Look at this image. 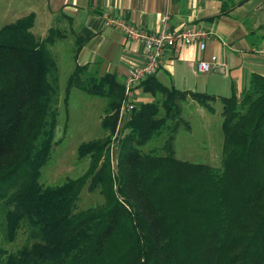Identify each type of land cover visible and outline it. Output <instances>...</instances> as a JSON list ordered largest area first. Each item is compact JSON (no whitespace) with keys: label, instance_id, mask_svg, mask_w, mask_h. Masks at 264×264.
Segmentation results:
<instances>
[{"label":"trees","instance_id":"16d2710c","mask_svg":"<svg viewBox=\"0 0 264 264\" xmlns=\"http://www.w3.org/2000/svg\"><path fill=\"white\" fill-rule=\"evenodd\" d=\"M35 15L0 30V264H264V76L250 75L224 105L222 168L178 160L174 142L189 99L214 111L215 96L143 82L157 102L120 121L125 85L77 65L78 88L107 101L104 137L83 145L87 172L59 186L39 182L58 122V67L32 33ZM86 42V41H85ZM78 40L76 56L85 43ZM168 132L165 156L141 147ZM117 136L116 171L110 146ZM115 139V140H116ZM102 206L78 210L82 191Z\"/></svg>","mask_w":264,"mask_h":264},{"label":"crops","instance_id":"0c3cea01","mask_svg":"<svg viewBox=\"0 0 264 264\" xmlns=\"http://www.w3.org/2000/svg\"><path fill=\"white\" fill-rule=\"evenodd\" d=\"M46 3L49 19L62 17L65 35L62 39L70 36L74 43L86 41L76 56V66H89L91 74L100 77L111 74L124 84L128 73L145 63L143 46L130 41L121 29L106 27L107 19L126 20L148 32H157L162 16L168 15L172 29L196 27L207 37L203 51L198 44L166 50L163 66L156 75L165 86L209 94L216 99L236 95L240 101L250 75L264 76V0H47ZM199 61L210 63L214 70L199 73L196 69ZM220 68L225 70L224 74L215 72ZM140 93L152 94L144 86H137L136 106L140 105L137 100Z\"/></svg>","mask_w":264,"mask_h":264},{"label":"rangeland","instance_id":"374dc122","mask_svg":"<svg viewBox=\"0 0 264 264\" xmlns=\"http://www.w3.org/2000/svg\"><path fill=\"white\" fill-rule=\"evenodd\" d=\"M46 1L0 0V30L33 13L36 19L31 31L36 38L45 37L50 28H60L62 31V17L58 15L49 19L45 13ZM76 48L77 43H74L70 36L49 46L58 67L60 100L57 127L53 132V147L39 179L45 186H59L68 179L83 176L91 165V157L80 158V148L104 137L102 120L106 114L107 101L101 97L87 95L78 88L71 89L67 94L68 81L76 66ZM158 97L140 93L137 100L139 104L150 103L157 102ZM181 106V116L186 124L180 127L176 135L175 157L181 161L221 169L224 145L222 100L211 102L214 111L200 106L193 100L181 103ZM167 138L168 132H165L140 150L147 155L165 156L163 148ZM115 139L110 146L114 171L117 166ZM104 203L105 197L101 190L91 192L89 186H86L80 196L78 210L102 206Z\"/></svg>","mask_w":264,"mask_h":264},{"label":"built area","instance_id":"2783aa9c","mask_svg":"<svg viewBox=\"0 0 264 264\" xmlns=\"http://www.w3.org/2000/svg\"><path fill=\"white\" fill-rule=\"evenodd\" d=\"M105 26L121 29L130 41L137 42L143 46L144 65L133 68L128 73L124 83L125 96L122 103L120 121L126 119L135 108L136 87L157 75L161 70L168 48L177 45L198 44L200 50L203 51L206 47L205 39L207 33L202 29L189 26L172 29L168 15L162 16L161 26L157 32H148L126 20L114 18L107 19ZM196 69L199 73H210L214 70V67L210 63L199 61L196 63Z\"/></svg>","mask_w":264,"mask_h":264},{"label":"water","instance_id":"95a60500","mask_svg":"<svg viewBox=\"0 0 264 264\" xmlns=\"http://www.w3.org/2000/svg\"><path fill=\"white\" fill-rule=\"evenodd\" d=\"M215 72L220 73V74H224L225 70L223 68H220V69H216Z\"/></svg>","mask_w":264,"mask_h":264}]
</instances>
